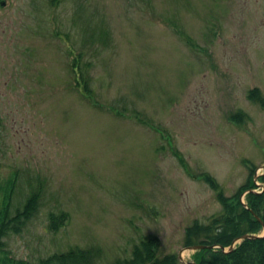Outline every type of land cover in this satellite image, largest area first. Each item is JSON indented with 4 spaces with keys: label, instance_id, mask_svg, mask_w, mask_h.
I'll return each instance as SVG.
<instances>
[{
    "label": "rangeland",
    "instance_id": "rangeland-1",
    "mask_svg": "<svg viewBox=\"0 0 264 264\" xmlns=\"http://www.w3.org/2000/svg\"><path fill=\"white\" fill-rule=\"evenodd\" d=\"M4 1L0 214L39 197L0 264L74 246L110 264L142 237L180 261L186 226L222 210L200 173L230 196L264 171L247 95L264 97V0ZM51 211L67 214L56 229Z\"/></svg>",
    "mask_w": 264,
    "mask_h": 264
},
{
    "label": "trees",
    "instance_id": "trees-1",
    "mask_svg": "<svg viewBox=\"0 0 264 264\" xmlns=\"http://www.w3.org/2000/svg\"><path fill=\"white\" fill-rule=\"evenodd\" d=\"M82 84L85 90H88V80L84 79ZM247 95L251 100L264 106V97L258 87L250 88ZM244 115L243 111L238 110L232 117L235 118V121L241 122ZM201 175L217 191V199L222 205V210L218 214L211 215L207 222L194 220L186 226L184 234L185 245L204 243L227 246L237 235L245 232L259 233L263 229L264 188L258 192L250 191L246 193L248 207H245L239 199V195L244 189L256 186L254 179L251 180V175L246 183L242 184L230 196L222 193L219 183L210 173L203 172L200 173ZM258 179L264 185V171L258 175ZM38 197V189L31 191L23 205L16 208L14 213L10 212L9 203L5 206L2 214H0V251L4 250V236L11 231H21L26 221L33 216L37 209ZM252 212H255L259 219ZM66 217L67 214L64 211L59 213L51 211L49 213L50 227L56 229L57 225H62ZM155 245V238L142 237L138 242L134 243L129 256L117 257L110 264H190L181 263L175 253L172 252L158 256L155 253ZM97 257V253H95L93 248L74 246L64 251L52 252L46 256H41L36 261L19 259L16 263L97 264ZM193 261L196 264H264V235L245 238L229 251H223L219 246L197 249L193 253Z\"/></svg>",
    "mask_w": 264,
    "mask_h": 264
},
{
    "label": "water",
    "instance_id": "water-1",
    "mask_svg": "<svg viewBox=\"0 0 264 264\" xmlns=\"http://www.w3.org/2000/svg\"><path fill=\"white\" fill-rule=\"evenodd\" d=\"M4 4H5V1L4 0H0V5H4ZM260 166L264 167V163L261 164ZM258 175H259L258 173H255L254 176H253L255 183H257L256 182V178L258 177ZM250 191L258 192L254 188H249V189H246L244 192H242L241 195H240V200H241V202L243 203V205L245 207H248V206H247V203L242 200V195L245 192H250ZM252 213L259 219V217L257 216V214H255V212H252ZM262 230H263L262 233H259V234L251 233V232H245V233H242L240 235H237V236H235L233 238V240L231 241V243L228 246H223V245H220V244L214 245V244L196 243V244L186 245L183 249L187 248V249L197 250V249H201V248H213L214 246H219L223 251H229V250L233 249L237 243H239L241 240H243L245 238H254V237L263 236L264 235V227H263ZM181 251H179V253H178V256H179V259H180L181 262H183V263L191 262L192 264H196L193 261H185V260H183L182 255H181Z\"/></svg>",
    "mask_w": 264,
    "mask_h": 264
}]
</instances>
